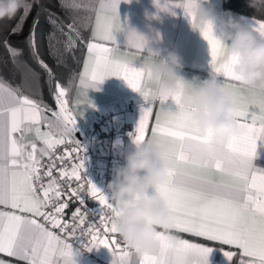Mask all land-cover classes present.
<instances>
[{
    "label": "snow or ice",
    "instance_id": "1",
    "mask_svg": "<svg viewBox=\"0 0 264 264\" xmlns=\"http://www.w3.org/2000/svg\"><path fill=\"white\" fill-rule=\"evenodd\" d=\"M119 3L120 0L99 2L80 85L84 104L92 107L88 89L99 90L97 84L108 77L123 78L145 101L138 125L134 133H129L130 137L134 142L151 137L168 148V174L155 191L169 209L171 229L157 233L154 250L134 251L141 257L138 264H208L211 249L206 244L173 235L172 230L238 248L241 250L240 264H264V169L254 164L258 149L264 148V97L255 96L250 90L238 86V78L231 71L235 57L228 55L226 45L218 38L211 21H198L186 0L163 6L160 0H154L159 10H183L192 28L207 41L211 71L221 77L219 86L231 92L234 98L239 131L227 143L214 137L209 130L196 127L191 113L182 107V85L177 86L176 92L154 97L148 55H141L136 60L134 55L130 58L128 52L121 51L116 40V33L124 27L117 11ZM208 3L211 5V0ZM61 7L76 10L85 5L79 0H61ZM31 9L32 5L24 9L9 35L23 31ZM39 17L38 12L26 42L32 57L51 75L52 70L39 53ZM49 22L57 25L52 14ZM250 27L264 36V20H251ZM59 31L67 37L66 50L75 46L74 37L81 38L75 18L66 25L61 22ZM48 40L50 53L59 62L60 41L54 33L49 34ZM0 43L14 59L23 54L22 49L10 45L7 37ZM127 44L138 53H145L143 39L134 32L129 33ZM56 87L55 100L59 111L52 112L53 121L44 115L40 102L22 95L18 88L0 82V205L11 209L0 211V253L16 257L25 264H74L69 240L75 237L88 251L108 248L115 257L112 264H137L131 261V249L122 247L116 238L114 217L119 215V206L81 174L86 157L84 146L74 138L77 116L69 108L67 90L59 83ZM169 101L174 102L175 111L169 107ZM157 102L158 111L149 128L152 105ZM42 123L48 131L41 130ZM28 134H33L34 139L28 140ZM37 140L41 147H38ZM66 142L76 145L73 152L83 151L84 155L77 156L79 163L74 164L71 171L61 168L60 177L69 181L84 180L75 188L69 185V199L74 197L80 205H85L82 193L86 190L100 205L91 210V214L98 217L99 224L88 222L84 227L90 213L79 207L72 213L71 223L63 219L69 204L67 200L61 201L64 192L53 176L56 162L51 156L58 145ZM45 156L50 157L43 172V176L49 178L47 184L41 182L44 167L41 160ZM57 159L63 162L65 156ZM56 229L64 235L53 231ZM77 230L80 231L79 237L76 236ZM85 237L90 239L85 242ZM224 255L232 261L235 253L225 251ZM0 264L5 262L0 260Z\"/></svg>",
    "mask_w": 264,
    "mask_h": 264
},
{
    "label": "clouds",
    "instance_id": "2",
    "mask_svg": "<svg viewBox=\"0 0 264 264\" xmlns=\"http://www.w3.org/2000/svg\"><path fill=\"white\" fill-rule=\"evenodd\" d=\"M186 3L198 21L213 23L228 55L235 57L231 71L238 78V86L264 97V36L238 21L230 10L215 14L208 0H186ZM247 3L249 8L264 13V0H247ZM29 5V0H0V21L15 19ZM132 32L143 39V50L148 53L154 97L176 92L177 86L182 85V107L191 113L196 127L209 130L225 143L237 134L234 98L219 86L218 74L209 71L207 78L186 79L179 75L183 64L176 52L165 50L166 54L161 56L159 48L150 46L160 43L159 33L149 37L129 31L126 42ZM167 153L168 148L151 137L138 142L132 140L129 149L122 153L123 164L114 167L112 179L107 183L105 194L120 209L114 217L115 233L131 250H154L157 233L171 229L169 209L155 191L168 174Z\"/></svg>",
    "mask_w": 264,
    "mask_h": 264
},
{
    "label": "crops",
    "instance_id": "3",
    "mask_svg": "<svg viewBox=\"0 0 264 264\" xmlns=\"http://www.w3.org/2000/svg\"><path fill=\"white\" fill-rule=\"evenodd\" d=\"M99 2L96 9L99 6ZM175 2L177 0H160L162 6L165 3L174 4ZM211 6L217 15H222L225 11H228L222 7V0H211ZM117 11L124 27L121 32L116 33V40L121 51L128 52L130 58L134 55L136 60H139L141 55H148V53L147 51L145 53H138L134 47L127 44L126 36L129 31H135L140 35L149 37L159 33L162 37L160 43L150 46L154 49L159 48L161 50V56L166 54L165 50L176 52L181 57V63L183 64V69L179 72L180 76L186 79H191L193 76H198L201 79L207 78L209 71H211L207 41L203 39L198 30L192 28L189 18L183 13L182 9L175 8L171 12L162 11L156 7L154 0H130L129 3L120 0ZM173 11L175 12L174 15L172 14ZM232 13L238 21L248 27L251 26V20L253 22L255 20H261L235 12ZM95 15L96 10L89 29L88 38L84 40V49L76 83L70 97L66 99L68 100L69 108L73 110V115L77 116L74 138L84 147L87 145L88 134L96 127L97 120L107 114H111L112 119L110 121H104L99 125L96 133L100 137L107 132L110 126L118 130L119 134L114 141V149L121 157L118 164L120 165L124 162L122 153L126 152L131 145L132 137H130L129 133H134L141 116V108L145 105V101L138 92L128 86L123 78L113 76L97 84L96 87L99 90L88 89V98L93 106L89 107L84 104L85 97L80 85V79L84 63L88 57L87 44L92 42V28L95 22ZM136 66L138 67L139 65ZM0 82L2 81L0 80ZM168 105L173 111L176 110L174 102L169 101ZM152 106L153 117L150 120L149 128L154 123L155 112L158 111V102ZM41 108L43 109L44 115L54 121L52 112L59 111L56 100L54 108L47 109L42 106ZM81 112L83 113L82 116H80ZM40 127L42 131H48L44 123ZM27 139H34L33 134H28ZM36 143L38 147L42 146L40 141L37 140ZM97 143L101 147L100 138ZM101 152H103L102 149ZM88 161L89 158L86 157L85 162L88 163ZM77 163H79V160L71 162L69 171ZM254 164L264 169V148L258 149V157L254 160ZM96 187L98 188V186ZM92 207L98 209L100 205L97 201L92 200ZM0 211H11V209L0 205ZM171 234L179 235L193 242L206 244L211 249L208 256V264H240L241 250L238 248L206 241L203 238L194 237L190 234L175 232V230H172ZM72 249L74 264H112V260L115 259L110 250L105 247L88 251L85 248H80L72 244ZM131 251L133 252L131 261H135L138 264L141 257L135 254L134 250ZM225 251L235 253L232 261L226 258L224 255ZM243 259L248 258L244 257ZM0 260L4 261L5 264H25L24 261L16 257H10L5 253H0Z\"/></svg>",
    "mask_w": 264,
    "mask_h": 264
},
{
    "label": "trees",
    "instance_id": "4",
    "mask_svg": "<svg viewBox=\"0 0 264 264\" xmlns=\"http://www.w3.org/2000/svg\"><path fill=\"white\" fill-rule=\"evenodd\" d=\"M82 5L76 10H66L61 7V0H29L32 5L30 14L24 21L23 31L18 35H9L10 30L19 21L23 13H17L15 19L0 21V41L8 38L12 47L22 49V55L17 58L10 56L3 43H0V80L13 88H18L22 95L40 102L42 107L52 109L55 107L56 85L67 90L68 99L76 83L78 69L84 49V40L88 38L89 29L99 0H79ZM222 7L241 15L264 20V13L256 12L248 7L247 0H222ZM40 13L39 27L37 29V40L39 44L40 57L49 65L52 70L50 75L32 57L26 42L29 36L34 18ZM50 14L57 19V25L49 22ZM71 18H75L76 27L81 33V38H75V46L71 50H66L65 41L67 37L59 31L61 22L67 24ZM67 32V28H64ZM54 33L60 41L59 62L49 50V34ZM30 77L37 85L35 91L24 88L23 80L25 76Z\"/></svg>",
    "mask_w": 264,
    "mask_h": 264
},
{
    "label": "built area",
    "instance_id": "5",
    "mask_svg": "<svg viewBox=\"0 0 264 264\" xmlns=\"http://www.w3.org/2000/svg\"><path fill=\"white\" fill-rule=\"evenodd\" d=\"M112 119L111 114H107L104 117L97 120L96 127L88 134L87 136V145L84 147L85 149V157L89 158L88 163H84V169H81L82 176L85 175L94 185L98 186L99 190H101L104 193H107V183L109 180L112 179L113 176V169L116 165L119 164L121 157L114 149V141L116 137L118 136L119 132L115 127L110 126L107 132L98 137L96 131L99 125H101L104 121H110ZM100 138V145H98L97 141ZM76 145L71 142H66L64 144L58 145L55 149V152L51 156V160H55L56 167L53 168V176L57 178V180L60 182L61 188L64 192V195L61 197V201H68V208L65 209V212L63 214V219L66 221H69L71 223L72 213L75 211L76 208H81L82 211L85 209L89 210V215L87 217V222L84 227H87L88 222H95L99 224L98 217L94 214H91V210L94 209L92 207V198L88 195L87 191L85 190L82 193V196L84 197L86 203L85 205H80L79 202L73 197L72 199H69L70 196V187L75 188L77 187L78 183H84V180H81L80 182L75 181L72 179L69 181L67 178H61L60 177V169L65 168L69 170L71 162L78 160L77 156H83L84 152L81 151L79 153L73 152L72 149L75 148ZM101 149L103 152H101ZM67 154V155H65ZM64 155L65 159L63 162H61L57 157H60ZM50 162V157H44L41 160V163L44 167L41 169V175L43 177L42 183L47 184L48 177L43 176V172L46 171L47 165ZM51 210V209H48ZM41 222H43L41 220ZM56 231L58 235L63 236V233H60L58 229L53 230ZM76 236H80V231L77 230ZM118 242L122 247L125 245L121 242V240L116 237ZM90 239V237H85L84 241L87 242V240ZM70 243L73 245L84 248L82 246L81 241H77L75 237H72L69 240Z\"/></svg>",
    "mask_w": 264,
    "mask_h": 264
},
{
    "label": "rangeland",
    "instance_id": "6",
    "mask_svg": "<svg viewBox=\"0 0 264 264\" xmlns=\"http://www.w3.org/2000/svg\"><path fill=\"white\" fill-rule=\"evenodd\" d=\"M31 77V76H30ZM30 77H28L27 75L24 77L23 80V86L26 89H29V91H35V89L37 88V85H35L33 82V80H30ZM56 91H57V87H56Z\"/></svg>",
    "mask_w": 264,
    "mask_h": 264
}]
</instances>
